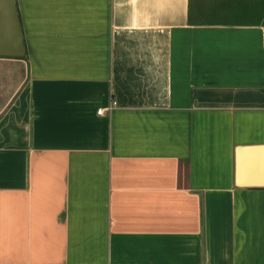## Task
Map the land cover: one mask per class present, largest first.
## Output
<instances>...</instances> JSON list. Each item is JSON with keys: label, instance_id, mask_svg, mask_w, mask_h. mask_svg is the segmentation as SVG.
I'll use <instances>...</instances> for the list:
<instances>
[{"label": "crops", "instance_id": "1", "mask_svg": "<svg viewBox=\"0 0 264 264\" xmlns=\"http://www.w3.org/2000/svg\"><path fill=\"white\" fill-rule=\"evenodd\" d=\"M16 2L0 264H264V0Z\"/></svg>", "mask_w": 264, "mask_h": 264}, {"label": "water", "instance_id": "2", "mask_svg": "<svg viewBox=\"0 0 264 264\" xmlns=\"http://www.w3.org/2000/svg\"><path fill=\"white\" fill-rule=\"evenodd\" d=\"M26 45L16 0H0V57L24 58ZM237 187L264 188V146L238 148ZM262 155L261 172L251 171L254 157Z\"/></svg>", "mask_w": 264, "mask_h": 264}, {"label": "built area", "instance_id": "3", "mask_svg": "<svg viewBox=\"0 0 264 264\" xmlns=\"http://www.w3.org/2000/svg\"><path fill=\"white\" fill-rule=\"evenodd\" d=\"M115 104H116V103H115ZM115 104L113 105V107L115 106ZM111 109H112V107H111ZM104 112H105L104 109H100V110L98 111V114H99V115H102Z\"/></svg>", "mask_w": 264, "mask_h": 264}]
</instances>
